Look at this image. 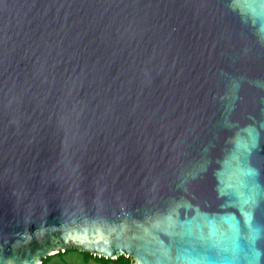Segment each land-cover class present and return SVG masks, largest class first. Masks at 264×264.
I'll return each mask as SVG.
<instances>
[{"label":"water","instance_id":"95a60500","mask_svg":"<svg viewBox=\"0 0 264 264\" xmlns=\"http://www.w3.org/2000/svg\"><path fill=\"white\" fill-rule=\"evenodd\" d=\"M264 264V0H0V264Z\"/></svg>","mask_w":264,"mask_h":264},{"label":"rangeland","instance_id":"374dc122","mask_svg":"<svg viewBox=\"0 0 264 264\" xmlns=\"http://www.w3.org/2000/svg\"><path fill=\"white\" fill-rule=\"evenodd\" d=\"M50 264H106L96 258H91L85 251H73L52 258ZM113 264V263H110Z\"/></svg>","mask_w":264,"mask_h":264},{"label":"trees","instance_id":"16d2710c","mask_svg":"<svg viewBox=\"0 0 264 264\" xmlns=\"http://www.w3.org/2000/svg\"><path fill=\"white\" fill-rule=\"evenodd\" d=\"M73 251H78V250L76 248H70L65 252H59V253H56L54 255L48 256L47 258L43 259L42 264H50L53 257L61 255V254H67V253L73 252ZM85 254L91 258H96V259H98L101 262L106 263V264H110V263H113V264H132V258L129 256H125V255H120L116 259H109V258H105V257L94 256L89 252H85Z\"/></svg>","mask_w":264,"mask_h":264}]
</instances>
